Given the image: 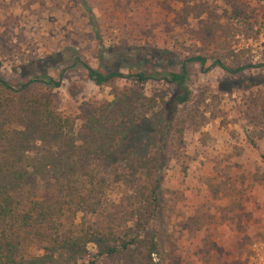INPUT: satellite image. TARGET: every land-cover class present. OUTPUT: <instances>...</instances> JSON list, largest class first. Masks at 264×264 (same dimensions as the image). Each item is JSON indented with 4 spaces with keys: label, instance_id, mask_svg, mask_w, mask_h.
I'll use <instances>...</instances> for the list:
<instances>
[{
    "label": "rangeland",
    "instance_id": "obj_1",
    "mask_svg": "<svg viewBox=\"0 0 264 264\" xmlns=\"http://www.w3.org/2000/svg\"><path fill=\"white\" fill-rule=\"evenodd\" d=\"M84 1L94 30L80 0H0L2 77L59 79L58 87L30 89L47 91L52 108L77 128L87 104L171 92L152 80L95 85L79 62L125 74L176 70L183 58L205 56L203 67L187 65L189 99L168 129L158 216L165 264H264V0ZM214 58L244 68L204 70ZM136 105L138 114L154 111ZM39 184L23 188L38 193ZM128 192L111 183L98 219L125 222ZM86 219L78 213L72 224ZM87 249L82 264L95 253L93 245Z\"/></svg>",
    "mask_w": 264,
    "mask_h": 264
},
{
    "label": "trees",
    "instance_id": "obj_2",
    "mask_svg": "<svg viewBox=\"0 0 264 264\" xmlns=\"http://www.w3.org/2000/svg\"><path fill=\"white\" fill-rule=\"evenodd\" d=\"M80 4L94 30L89 7ZM79 63L95 85L115 78L152 80L171 92L166 99L133 93L87 104L76 128L74 118L52 108L47 91L30 89L58 87L59 79L40 74L14 81L0 74V264H82L88 244L95 253L86 264H165L158 216L168 129L177 107L189 99L187 65L203 67L206 57L183 58L176 70L125 74ZM214 66L229 74L244 68L214 58L204 70ZM137 102L154 111L138 114ZM260 158L264 162V154ZM34 181L42 186L38 193L23 188ZM111 183L129 191L131 207L121 224L98 219ZM78 213L91 219L72 224Z\"/></svg>",
    "mask_w": 264,
    "mask_h": 264
}]
</instances>
